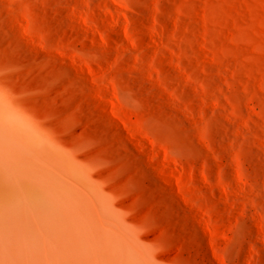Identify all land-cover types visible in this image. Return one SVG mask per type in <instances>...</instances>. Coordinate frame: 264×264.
Listing matches in <instances>:
<instances>
[{"label":"rangeland","instance_id":"rangeland-1","mask_svg":"<svg viewBox=\"0 0 264 264\" xmlns=\"http://www.w3.org/2000/svg\"><path fill=\"white\" fill-rule=\"evenodd\" d=\"M0 93L160 264H264V0H0Z\"/></svg>","mask_w":264,"mask_h":264},{"label":"bare ground","instance_id":"bare-ground-1","mask_svg":"<svg viewBox=\"0 0 264 264\" xmlns=\"http://www.w3.org/2000/svg\"><path fill=\"white\" fill-rule=\"evenodd\" d=\"M29 123L1 98L0 264H160L90 169Z\"/></svg>","mask_w":264,"mask_h":264}]
</instances>
